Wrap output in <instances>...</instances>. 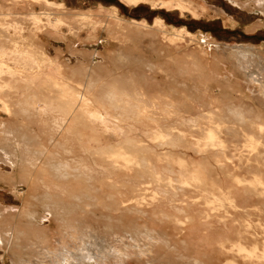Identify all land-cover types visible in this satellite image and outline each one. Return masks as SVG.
<instances>
[{
  "label": "bare ground",
  "instance_id": "1",
  "mask_svg": "<svg viewBox=\"0 0 264 264\" xmlns=\"http://www.w3.org/2000/svg\"><path fill=\"white\" fill-rule=\"evenodd\" d=\"M35 1L56 8L53 29L69 41L63 35V26H68L63 17L75 15L56 2ZM124 1L150 4V0ZM154 1L181 14L190 12L196 17L199 13V4L192 0ZM98 11L78 15L100 20L90 24L87 39L93 40L101 31L124 39L126 26L109 24L105 17H115L117 9L112 8V15L102 8ZM129 24L138 34L140 28L151 29L143 22ZM50 26L47 17L43 27ZM153 27L165 38L170 35L167 39L175 46H165L167 51L156 53L155 61L145 59L147 75L123 74V68L133 69L139 62L126 52L128 46L119 54L109 52L111 41L98 53L90 54L89 49L72 53L78 60L74 65L70 59H62L61 50L50 56L47 46L44 49L38 43L37 48L35 40L23 36L9 45V52H0V77L4 72L18 81L13 88L14 102L1 98L0 90V111L5 116L0 119V138H15L22 144L8 148L0 142V164L9 167L8 172L0 168V188L7 186L17 197L18 186L26 181L42 189L39 194L27 195L19 209H5L6 219L15 227L4 234L0 231V245L9 250L14 264H207L208 255L196 256L191 238L182 232L195 218L210 224L212 216H217V223H230L234 228L232 236L215 241L223 258L219 264H264V246L260 245V234H264V149L258 144H264L260 141L264 140V117L250 118L237 104L244 93L236 75L244 77L249 86L259 85L264 99V60L248 48L234 47L228 51L231 65H210L208 58H200L184 68L183 63L192 58L176 47L177 42L199 36L168 27L159 19ZM25 54L29 55L23 59ZM93 56L100 61L95 63ZM174 75L191 77V86L176 81L172 87L168 81ZM183 89L191 91L189 96L181 93ZM131 132L135 136L130 137ZM124 156L130 159L125 161ZM133 170L148 179L146 189L150 186L144 195L148 209L136 212L143 231L131 236L129 226H124L127 231L123 235L109 234L112 238L107 242L82 220L88 215L96 217L95 212L104 207L113 214L120 206L118 220L101 213L110 228L111 223L124 225L122 218L129 217L131 211L122 204L130 198L125 196L121 204L105 202L111 199L103 194L101 184L110 181L102 175L112 178ZM123 181L130 185V177ZM52 222L56 224L53 231ZM23 236H33L36 243L20 246L18 240ZM23 249L27 253L19 251Z\"/></svg>",
  "mask_w": 264,
  "mask_h": 264
},
{
  "label": "rangeland",
  "instance_id": "2",
  "mask_svg": "<svg viewBox=\"0 0 264 264\" xmlns=\"http://www.w3.org/2000/svg\"><path fill=\"white\" fill-rule=\"evenodd\" d=\"M50 1L53 3L56 2L58 4H61L62 6L64 5L66 11L70 12L71 14L73 13L75 15V18L71 17L72 20L71 18H69L70 15H68L69 17L67 16L63 17L65 24L68 25V26L66 25L63 26L64 27L63 35L68 37L69 41L67 39L63 40L61 37H59V34H57L53 29L54 16L52 14L55 12L56 8L45 7V6L43 7L42 5L39 4L40 3L39 1H35V0H18V1L0 0V52H9V47L11 46L10 44L14 40H18V36H23V38H25L26 40L29 41L30 39L31 41L32 39L35 40L34 45L37 48H38V43L40 44V46L44 47V49L45 46H47L46 51H48V54L50 56H54L55 50H61L60 52L62 54V59L66 62L68 61V59H70L71 60L70 62H72L74 65V63H76L78 60H76L74 55H72L73 52L78 53V51L81 50L86 51L89 49L90 54L91 52L92 54H94L93 52L98 53L102 51L103 45H105L106 42L111 41L112 43L111 42L110 43L112 45L109 46L110 48L109 52L114 54H119L120 52L126 50L125 46H128L130 47V49H127L126 52L136 57V60L139 62L135 64L133 69L123 68L122 69L123 74L126 73L128 76H133L135 74L137 75L139 74L141 75L145 73L148 74V71H146L148 69L145 67L147 61L149 60L155 61L154 59L157 57L156 53L162 54L163 52H166L167 50L165 46H168V44L171 46H175L174 43H171L169 41L171 37L170 35H168L167 38L169 39H167L164 37L163 34L159 33V28L153 27L154 21L159 19L162 20L165 23V25H167L168 27H174L176 29L178 28V30L186 29V31L191 33L192 35L199 36L198 38L184 37V39L182 38L183 40L178 41L179 43L177 42L178 45H176V47L179 48L180 51H183V53L189 52L187 58L189 56H191L192 58L191 61H187L183 63L182 67L184 68L190 67V63L192 61L194 60L196 61V59H200V58H204V59L208 58L206 60L209 62L210 65H213V63L216 62H223L224 64L231 65L232 61L228 58V51L232 50L234 47L248 48L254 53L261 55V58L264 60V2L259 3L258 0H192L197 2V4H199L198 6L199 13L198 16L196 17L195 16L193 17L190 14V12L189 13L185 12L184 14H181V12L178 11L177 9L172 8V10L171 9L169 10L166 7L163 6L160 7L161 5H159L158 1H154V0H150V4L149 1H145V2H140L138 5L127 4L124 0H50ZM151 2H154L155 4H152ZM99 8H102L103 10H105L106 13H109L110 15H112V8L117 9L118 14L115 17L113 16L111 17L107 14L105 15V17L106 18L109 17V24H114V25L123 24L126 26L125 30L127 31L125 33H122L124 35V39H122L123 36L122 38H119L115 35L108 36L107 33L104 31H101L100 34L98 33V36L93 40L87 39V37L89 36L88 35L89 32H91L92 25L90 24L91 23L95 24L100 20L98 21L96 20L98 19V17H87L88 18L87 19L86 17H79L78 15L84 14L89 10L94 11L92 12V14L95 12L98 13ZM47 17L49 18V20H51V24H52V26L48 28L43 27V23L45 24ZM85 18L87 19V21ZM36 19H38V21H36ZM132 20L135 22H143L146 25H148V28L151 29L148 30V29L140 28L141 33L138 34L139 32L136 33V31L134 30V28L136 27L131 26V24H129L133 22ZM81 24L84 26H82ZM42 38H43V42L38 41V40H42ZM106 39H108V41ZM115 40L116 42L114 43ZM7 41H9L10 43ZM96 41H98V43H95ZM83 46L87 48H84ZM157 49L160 51H158ZM192 50L196 52L194 53ZM28 55L29 54L23 55V59L26 58ZM146 58H148L149 60H147ZM92 59H94L95 63L97 61H100V58L96 56H93ZM202 62L204 63V60ZM72 63L70 64L71 66ZM171 69L173 71L176 70L175 67ZM1 75L2 76L0 77V90L2 91V95H1L2 97L1 96L0 97L3 98L4 100L11 99V101L13 100L14 102L15 100L14 97L16 95H15V90L13 88L15 87L16 84L18 85V81L16 82L14 75L8 76V74H5L4 72H1ZM236 75H239L240 77L239 78L240 88L244 93L242 100H239L237 104H241L242 109L248 111V117L250 118L254 116L264 117V99H262L263 94L261 93L262 92L261 88L257 84L254 85L255 87L247 85L246 82L244 81L245 80L244 77H242L240 74L237 73ZM67 77H69V75H67ZM168 77L171 78V76ZM186 77H187L186 75H174L170 79V81H168V83L172 85V87H176V81L179 82L187 81L189 82L188 83L189 86H191L192 84L190 83L191 77L189 78ZM17 88H19V86H17ZM188 91L189 93H191L190 90ZM188 91L183 89L181 93L183 95L189 96ZM21 97L22 95L20 96V98ZM4 118H5L4 114L0 111V119H4ZM234 125L239 127L238 125H236V123H234ZM180 129L186 131L184 130L185 127H180ZM131 134L133 133L131 132L130 135ZM133 136H135V134L131 135L130 137ZM9 140L1 139L0 142L8 148H15L19 144H20L19 147H22V144L18 142L15 138H14L15 141L14 140L9 141ZM8 141L10 142V144L8 143ZM260 141H264V140L262 139ZM258 144L261 145V147L264 149V144H260V143ZM50 150H52V147L50 148ZM164 151H162V153ZM159 152H161V150ZM151 158L153 160L155 157H151ZM195 158L199 160L198 156H195ZM123 159L125 161H128L130 157L124 156ZM7 167L8 166L4 165L3 163L0 164V168H2L4 172L9 171V167L8 168ZM137 171L141 172L140 169H137ZM137 171L133 170L130 172H120L118 176H113L112 178H109L106 175H102L104 178H107L110 181V183L104 182L101 184L103 194L109 195L111 199V200L106 199L105 202L111 204H121L125 199V196H128V198H130L129 202H125L122 204V207L126 206L127 208H130L131 211L129 217L122 218L125 220L124 225L116 226V224L111 223V226L113 228L112 227L110 228L109 220L108 221L105 220V218L102 217V213H101V212H105V215H109V216L111 215L112 219L118 220L122 216L121 215L122 211L119 210L120 206L114 209L113 214L112 211L109 212L104 207L101 210L99 209L95 212L96 217L99 218H96L93 215L92 216L88 215L85 216L86 217L85 221L82 220L84 226L91 228V230L93 229L92 231L96 233V235H98L99 237L102 238L105 237L103 239H106L107 242L112 238L110 237L112 233L113 234L116 233L117 235L121 236L124 234V231H127L126 228L128 226L129 228L127 232L131 236H140L138 232L143 231L139 227V224H141V220L138 219V215H136V212L144 211L145 209L146 210L148 209L147 202L149 203V201L144 199V195L148 194L147 190L149 189L150 186H148V188L146 189V186L148 185L147 183L149 181L148 179L139 177ZM240 171L244 172L243 170ZM142 172H147V171L144 170ZM126 176L130 177V185H126L125 182L123 181L126 178ZM28 182L29 181H26L25 185L18 186L19 187L18 192L20 197H17L15 193L11 192L7 186H3L2 188H0V213L2 214V217H0V231L2 232V234H4V232L9 230L10 228L14 229L15 227V224L11 219H6L5 209L10 208L13 210H17L20 207H22V202L26 200L27 195L31 193L39 194L42 192L40 186L35 185V183L34 185L33 184L31 185ZM108 184H112L115 186L117 185L118 188L115 189L113 187H110ZM32 188L34 189V191H31ZM143 189H146V191H144L142 195ZM134 195L138 196L139 199H134L133 198ZM85 209L88 208L86 207ZM146 212H148L147 214L150 213V211H146ZM74 218L78 219V216H74ZM53 223L54 222L51 223L52 231L56 227V224ZM44 225H48V223L44 222ZM92 226H94V228ZM124 226L127 227L124 228ZM106 231L108 233H106ZM10 233H13V231H11ZM260 242H261L260 245L264 246V234H260ZM18 243L20 246L28 248L31 243H36V242L33 241V236H23L20 237ZM0 246H1L0 264H14L13 257H11L9 250H5V246L2 245ZM19 251L21 253H23V251L24 253H27L24 249ZM16 252L18 251L16 250ZM132 260H134V256ZM92 264H97V263H92ZM111 264H114V262Z\"/></svg>",
  "mask_w": 264,
  "mask_h": 264
},
{
  "label": "crops",
  "instance_id": "3",
  "mask_svg": "<svg viewBox=\"0 0 264 264\" xmlns=\"http://www.w3.org/2000/svg\"><path fill=\"white\" fill-rule=\"evenodd\" d=\"M216 218L217 216H212L210 224H204L202 218H195L182 232V235L191 238V246L196 256H199L201 253L208 255L207 264H219L223 261V258L218 254L219 247L215 246V241L234 234V228L230 223H227L226 226L219 224L216 222ZM261 222L264 224V220H261ZM175 233L176 229L171 234Z\"/></svg>",
  "mask_w": 264,
  "mask_h": 264
}]
</instances>
